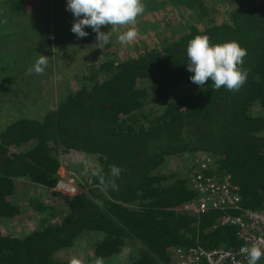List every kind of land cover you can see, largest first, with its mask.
<instances>
[{"label": "trees", "instance_id": "trees-1", "mask_svg": "<svg viewBox=\"0 0 264 264\" xmlns=\"http://www.w3.org/2000/svg\"><path fill=\"white\" fill-rule=\"evenodd\" d=\"M20 1L17 13L30 5ZM167 1L203 16L205 0ZM66 3L34 0L33 7L61 34L74 19ZM197 35L214 44L235 40L247 50L248 76L239 91L190 81L187 44ZM85 80L40 120L12 118L0 128V218L19 212L10 198L16 178L49 192L58 153L92 155L98 163L86 191L63 197L59 220L23 236L0 232V264H69L54 253L89 232L99 234L91 244L95 258L109 257L126 243L137 247L126 264H174L170 250L194 243L235 246L234 228L214 225L217 211L191 216L175 210L195 195L189 161L182 172L159 168L170 158L209 155L216 174L237 186L240 207L263 203L264 116L251 110H264V0L230 11L225 22L189 26L135 58L98 61ZM113 164L123 170L118 189L105 190L94 173L107 181Z\"/></svg>", "mask_w": 264, "mask_h": 264}, {"label": "rangeland", "instance_id": "rangeland-1", "mask_svg": "<svg viewBox=\"0 0 264 264\" xmlns=\"http://www.w3.org/2000/svg\"><path fill=\"white\" fill-rule=\"evenodd\" d=\"M255 0H205L201 6L203 16L197 18L193 8L167 0H142L145 11L138 16L133 27L138 35L127 44L118 42L113 32L110 42L97 48L96 34L90 27L85 38L77 39L71 32L58 33L52 23L45 22L33 7L34 0H23L30 4L26 9L15 11L20 0H0V127L1 123L16 118L40 120L53 110L63 98L86 82L89 68L105 58L130 59L145 49L159 48L162 44L183 34L189 26L197 29L219 24L228 19L230 11L242 8ZM198 12V9L196 10ZM202 13V12H201ZM111 26H102L107 33ZM126 26L120 31H125ZM38 54L49 57L48 66L42 75L28 74L27 69L38 59ZM189 87L180 88L185 92ZM13 98V101L11 100ZM161 108V104H157ZM252 114L263 115L264 110L252 108ZM59 165L63 168L86 174L94 163L92 155L58 153ZM181 159V160H180ZM170 158L159 169L161 172L179 171L188 168V159ZM95 169H93L94 171ZM37 187V188H36ZM18 207L15 215L0 218V232L23 236L31 230L59 220L63 209V196L46 192L42 187L31 185L18 177L14 180V191L10 195ZM99 238L98 233L89 232L78 236L69 247L59 249L54 258L70 261L72 257L82 259L83 264H94L91 244ZM137 247L124 244L120 250L102 257L104 264H126Z\"/></svg>", "mask_w": 264, "mask_h": 264}, {"label": "clouds", "instance_id": "clouds-1", "mask_svg": "<svg viewBox=\"0 0 264 264\" xmlns=\"http://www.w3.org/2000/svg\"><path fill=\"white\" fill-rule=\"evenodd\" d=\"M66 10L73 15L71 32L77 39L89 35L84 29L90 27L96 34L97 48L110 42L113 32H117L118 42L127 44L136 39L138 32L133 25L138 16L145 11L142 0H67ZM111 26L107 33L101 31L102 26ZM126 26L125 31H120ZM247 50L240 44L231 40L225 43H211L207 35H197L187 44V71L193 73L190 81L200 88L209 81L213 84V90L218 91L225 87L229 91H239L246 83L248 70L243 68ZM49 57L38 54L33 66L27 69L28 74L42 75L48 66ZM123 170L115 164L110 166V179L106 181L104 175L99 172V183L107 190H117L116 179ZM245 254L247 264H258L264 257V250L257 243L240 249ZM69 264H83L82 259L72 257ZM94 264H104L102 257H97Z\"/></svg>", "mask_w": 264, "mask_h": 264}, {"label": "built area", "instance_id": "built-area-1", "mask_svg": "<svg viewBox=\"0 0 264 264\" xmlns=\"http://www.w3.org/2000/svg\"><path fill=\"white\" fill-rule=\"evenodd\" d=\"M96 159V157H95ZM214 159L197 153L189 159L190 187L195 191L191 199L175 207V210L198 216L207 211H217L214 225H229L234 228L235 246L217 245L204 248L200 244L175 247L170 250L174 264H247L240 249L257 243L264 250V201L256 208L240 207L237 186L228 175L219 176L212 169ZM97 161L90 165L88 173L79 174L71 169L56 170L55 180L49 193L72 196L87 190ZM258 264H264L262 257Z\"/></svg>", "mask_w": 264, "mask_h": 264}, {"label": "crops", "instance_id": "crops-1", "mask_svg": "<svg viewBox=\"0 0 264 264\" xmlns=\"http://www.w3.org/2000/svg\"><path fill=\"white\" fill-rule=\"evenodd\" d=\"M12 98V97H11ZM12 101H13V98L11 99ZM10 120V119H9ZM9 120H6V121H4V122H2L1 123V125H3V124H5V123H7ZM0 128H2V126L0 127ZM77 154H79V155H85V154H81V153H77ZM60 169H64L61 165H59V167H58V170H60ZM68 169V168H67Z\"/></svg>", "mask_w": 264, "mask_h": 264}]
</instances>
